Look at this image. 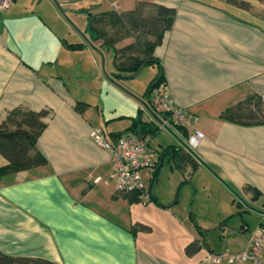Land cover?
<instances>
[{
  "label": "crops",
  "instance_id": "1",
  "mask_svg": "<svg viewBox=\"0 0 264 264\" xmlns=\"http://www.w3.org/2000/svg\"><path fill=\"white\" fill-rule=\"evenodd\" d=\"M139 1L177 8L154 50L158 62L138 72L156 69L144 91L149 101L147 89L163 72L162 87L175 104L198 116L194 127L205 137L194 154L182 141L188 144L191 129L172 125L177 136H158L169 130L159 127L156 115L164 114L126 92L122 80L134 90L137 75L118 71L116 39L105 44L114 30L107 19ZM101 20L104 33L96 39ZM94 47L111 50L114 79L104 77ZM87 64L97 71L87 72ZM111 91L117 98L108 104L103 96ZM254 93L264 95V0H12L0 10V124L17 108L47 110L37 149L48 164L1 178L0 251L55 264H212L208 252L217 245L207 232L225 233L233 221L239 236L218 248L241 250L264 226V124L221 114ZM137 117L159 127L146 137L149 200L147 190L116 191L114 152L92 137L94 128L109 138L128 134ZM168 146L177 151L162 155ZM163 171L172 173L167 193L155 189ZM192 242L201 247L190 253Z\"/></svg>",
  "mask_w": 264,
  "mask_h": 264
},
{
  "label": "trees",
  "instance_id": "2",
  "mask_svg": "<svg viewBox=\"0 0 264 264\" xmlns=\"http://www.w3.org/2000/svg\"><path fill=\"white\" fill-rule=\"evenodd\" d=\"M233 2L243 4V2H247V0H233ZM176 15V7L151 1H139L132 10L127 11L122 15H117L115 18L107 19L112 25L114 24V26L118 25L127 28L129 35H133V33L143 30V32L148 36L153 37V40L143 43L145 48V58L129 56L125 60H120V62L118 55L119 49H114L115 56L117 55V61H119V63H117L118 71L134 75L144 65L157 63L158 60L154 56V50L157 45L162 43L165 33L173 27ZM95 26V38L98 39L103 36L104 33L102 27L104 26L103 20L96 23ZM114 41L115 38L111 37L106 39L105 44L107 46H114ZM68 47L74 50H79L82 49L84 45L82 43L69 44ZM119 72L117 75H120ZM165 83V75L161 72L157 78L151 82L146 94L150 96L155 87L162 85L165 87ZM47 114L48 111L45 109L36 111L17 108L11 110L6 118L1 122L0 154L5 157L6 163L0 165V180L5 175L30 170L48 164L47 157L37 149V140L46 128L44 118ZM221 117L243 124H264V95L254 93L242 100H239L233 106L227 108L221 114ZM182 129L184 130V133L187 134V128L182 127ZM158 130L159 127L152 121H143L141 117H137L134 119L129 130L124 133H132L146 139L148 135H155ZM119 135L122 134H115L113 135V138ZM147 142L149 143V141ZM175 151H177L175 146H168L165 150H163L162 155H173V152ZM189 151L193 154L195 153L194 151ZM158 173L159 168H156L153 171V174L157 177ZM200 247V244L192 242L188 246V252L193 253ZM0 264L55 263L26 257H13L0 251Z\"/></svg>",
  "mask_w": 264,
  "mask_h": 264
},
{
  "label": "built area",
  "instance_id": "3",
  "mask_svg": "<svg viewBox=\"0 0 264 264\" xmlns=\"http://www.w3.org/2000/svg\"><path fill=\"white\" fill-rule=\"evenodd\" d=\"M12 0H0V10L10 7ZM151 105L155 112L164 114L159 120L160 128H170L177 124L191 129L188 144L192 149L199 146L205 134L194 127L198 116L188 109L178 107L171 93L162 86L155 87L151 93ZM160 118V117H159ZM92 137L97 145L111 149L114 152V177L118 193L146 192L147 186L143 181L142 171L150 169L152 154H147L148 142L143 137L132 133L109 138L102 128H94ZM146 197L150 195L146 192ZM264 226L252 230L250 239L244 248L237 252H208V260L215 264H264Z\"/></svg>",
  "mask_w": 264,
  "mask_h": 264
},
{
  "label": "rangeland",
  "instance_id": "4",
  "mask_svg": "<svg viewBox=\"0 0 264 264\" xmlns=\"http://www.w3.org/2000/svg\"><path fill=\"white\" fill-rule=\"evenodd\" d=\"M112 26H113L112 29H114L112 32V35H107V37L109 38L110 36H112V38H115L117 40V44H118L117 46L121 47L119 52H118L119 61L125 60L129 56L145 58V53H144L145 48H144L143 43L153 40L152 36H148L146 33L143 32V30H139V31L133 33V35H129L127 28L122 27V26H118V25L114 26V24ZM121 37H122V39H119ZM127 42H128L127 47H124L125 46L124 44ZM94 48H95L96 54L99 57V65L101 66V70H102L104 77H106L110 80L114 79L113 75H112V71L114 69H113V63H112V52H111V50H108L106 48H103L102 50H99L97 47H94ZM86 68L89 70L87 72L95 73L97 71L96 66L93 64H87ZM155 73H156V69L153 66H151V65L146 66L140 72L136 73L137 76L132 81L133 84L136 85V88L134 90H130L129 88H127L124 85V84H127V81L122 80V85L125 87V90L127 93H129V95L131 94L132 97L137 98V102H141V103H145L146 105H149L150 101L148 100L147 96L146 97L144 96V91L147 88L146 85L148 84L151 77ZM82 78L83 77H80V79H82ZM116 98L117 97L113 91L109 92V94H104V96H103V100H106V102L108 101L109 102L108 104H111V102L113 100H115ZM172 130H174V129H172ZM165 132L173 133V134H176V136H177V133H175L174 131L171 132L170 129L169 130H161L160 134L158 136H161ZM154 141H155V138L152 141L153 144H154ZM182 141L186 144L187 138L184 137ZM163 172H164V175L162 173V176H160L159 180H157L155 189L157 190L158 188L159 189L163 188L166 190V193H167V192H169V187L172 183V178H171L172 173H170V171H168L166 173H165V171H163ZM143 181L145 182L146 186H149L148 181L146 179L143 178ZM148 191H149V188H147V192ZM180 193L181 192H179V194ZM145 197H146V194H145ZM239 198H241V196H239ZM236 222H234V221L232 223L229 222V224L226 227L225 233H224V231H221V230L220 231H212L211 230L210 232H207L210 234L209 238H208V239H210V242L212 244L214 242L217 245L215 247L214 252L219 253V252H223L224 250H227V249H224L226 247V244L228 242L233 241L234 240L233 238H236L237 236H239V233H237V232L233 233L234 232L233 227L236 225ZM254 223H255V221H254ZM254 223L251 224L252 227L254 226ZM231 230H233V231H231ZM153 235H154V237H153L154 240L156 242H158L159 237L162 236L161 235V229L156 227ZM218 246H222V247L224 246V248H223L224 250L221 249V251H220ZM232 253H234V252H232ZM201 254L205 257L204 249L202 250ZM212 264H215V263H212Z\"/></svg>",
  "mask_w": 264,
  "mask_h": 264
},
{
  "label": "water",
  "instance_id": "5",
  "mask_svg": "<svg viewBox=\"0 0 264 264\" xmlns=\"http://www.w3.org/2000/svg\"><path fill=\"white\" fill-rule=\"evenodd\" d=\"M156 117L158 118V120H161V118H159L157 115H156ZM167 129H170V128H167ZM171 130V129H170ZM172 131V130H171ZM186 148H188L189 150H191V151H193V149L189 146V144H183ZM197 155V154H196ZM245 203H247L246 201H245Z\"/></svg>",
  "mask_w": 264,
  "mask_h": 264
}]
</instances>
